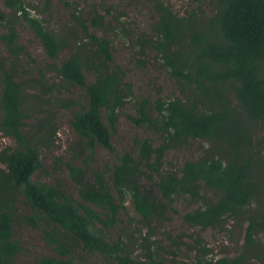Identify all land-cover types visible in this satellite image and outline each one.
I'll return each mask as SVG.
<instances>
[{
    "label": "trees",
    "instance_id": "obj_1",
    "mask_svg": "<svg viewBox=\"0 0 264 264\" xmlns=\"http://www.w3.org/2000/svg\"><path fill=\"white\" fill-rule=\"evenodd\" d=\"M3 3L14 21L19 15L35 33L45 55L54 62L63 41L30 15L23 0ZM157 11L155 36L143 40L142 53L147 48L156 51L179 83L180 95L166 101L157 99L154 105L148 98H136L122 67L114 62L111 40L89 34L85 25L82 28L88 42L77 45L59 66L50 64L62 82L84 90L87 99V105L74 113L71 121L83 143L80 149L88 151L85 167H69L81 202L64 194L57 185L33 181L43 166L39 151L25 139L23 128L29 98L38 103L41 98L27 90L35 88L36 83L41 93L54 92L53 87L23 78L16 69V60L10 69L0 63V132L18 145L14 150H0V165L4 166L0 168V264H15L23 250L13 238V223L18 218L17 194L32 213L26 217L27 223L38 226L45 222L62 229L84 250L104 257L107 264H148L132 258L120 240L113 244L106 235L125 210L128 196L149 228L153 221L166 220L174 197L188 196L201 206L186 213L184 222L202 229H217L227 220L241 218L260 197L258 176L264 178V160L252 131L258 127L264 132V0H217L214 13L203 18L196 14L178 16L164 4H159ZM6 18L0 8V23ZM91 21L93 26H104L105 18L95 13ZM0 39L10 55L18 56L23 51L17 45L15 28L11 27ZM88 72L94 77L92 83L86 81ZM127 103L133 105L130 121L157 132L163 143L154 147L148 139L137 141L138 159L132 153L122 154L105 172L92 171L89 180L86 165L96 146L115 153L112 136L120 110ZM192 140L212 144L218 155L188 161L180 170H164L166 153ZM142 164L158 176L156 192L142 184L146 175ZM203 189L213 191L215 198L203 196ZM249 221L245 241L248 247H255V236L264 233V219L254 217ZM44 233L60 254L69 253L49 231ZM200 242L197 240L198 245ZM192 249L195 258L190 263L172 260L171 264L248 263L245 255L215 260L209 258L211 251L205 247L195 245ZM147 250L149 264H162L151 258L154 252L150 247ZM38 264L72 263L50 258Z\"/></svg>",
    "mask_w": 264,
    "mask_h": 264
},
{
    "label": "rangeland",
    "instance_id": "obj_2",
    "mask_svg": "<svg viewBox=\"0 0 264 264\" xmlns=\"http://www.w3.org/2000/svg\"><path fill=\"white\" fill-rule=\"evenodd\" d=\"M31 16L37 17L46 27L63 41L58 58L51 62L44 53L42 44L35 33L18 15L15 21L10 11L5 8L4 0H0V8L7 14L0 23V36L13 27L18 33L17 45L23 48L18 56L10 55L0 39V63L10 69L11 62L17 61L16 69L25 79L44 83L53 87L54 92L41 93L39 86L27 90L28 94L38 95L41 101L29 98L30 107L23 134L27 141L37 148L43 166V171L37 172L33 181L57 185L64 194L72 196L81 202L78 196V186L70 176L69 167H85L88 154L86 149H80L83 144L73 130L71 121L73 115L87 105L84 90L62 82L50 64L59 66L67 60L76 46L87 43L88 38L82 26L87 27L89 34L111 40L112 54L115 64L122 67L126 80L131 84L136 98H148L154 102L157 99L166 101L180 95L181 87L170 73V68L164 65L156 51L147 48L142 53V42L155 36L154 26L158 20L157 6L164 4L178 16L186 17L196 14L198 18L209 17L214 13L217 0H23ZM97 13L104 16V26H93L92 16ZM91 50H93L91 48ZM87 53H89L87 51ZM43 73V77L41 76ZM87 83H92L94 77L85 73ZM72 103V104H70ZM63 104L69 105L64 107ZM1 115V114H0ZM133 105L127 103L121 110L116 132L112 136L115 153L96 146L92 159L86 165L87 178L92 180L91 172L106 170L117 162V157L132 153L138 159L137 141L148 139L154 147L163 143L161 136L146 127L135 126L128 116H133ZM254 144L259 147L260 157L264 160V132L254 127ZM18 145L13 139L5 138L0 132V150H14ZM212 144L202 141H190L184 146L169 150L163 162L164 170H180L188 161H196L209 155L217 156ZM0 168L4 166L0 165ZM146 175L142 184L157 190L159 178L142 164ZM110 175L107 179L110 182ZM261 195L254 200L246 213L236 220H227L217 229L191 228L183 216L201 206L193 203L188 196L174 197L171 209L164 222L153 221L151 228L146 226L140 215L135 211L132 199L128 196L125 210L121 211L117 224L106 231L113 244L122 242L125 252L139 262L150 263L151 256L162 264L185 261L190 263L195 258L193 246L205 247L211 251L209 258H235L238 255L248 257L247 264H264V233H258L255 247H248L245 241L249 219H264V178L258 176ZM202 195L215 198L213 191L203 189ZM15 208L18 218L13 223L14 239L19 241L23 250L15 258V264H38L41 260L59 258L71 261L72 264H107L100 254L90 253L63 230L52 224L41 223L33 226L26 222V217L32 215L20 194L15 196ZM96 211L100 210L93 207ZM263 216V217H262ZM49 231L58 239L68 254H60L56 245L51 244L44 231ZM144 238L147 242H144ZM197 240H201L200 245Z\"/></svg>",
    "mask_w": 264,
    "mask_h": 264
}]
</instances>
